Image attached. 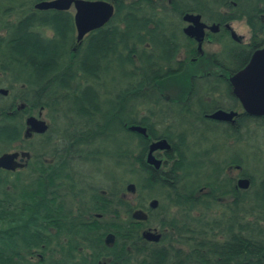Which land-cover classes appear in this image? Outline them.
Wrapping results in <instances>:
<instances>
[{
    "label": "trees",
    "instance_id": "16d2710c",
    "mask_svg": "<svg viewBox=\"0 0 264 264\" xmlns=\"http://www.w3.org/2000/svg\"><path fill=\"white\" fill-rule=\"evenodd\" d=\"M41 1L0 0V89L9 91L0 94V156L31 154L20 172L0 169V264H264V178L257 183L246 171L241 151L219 158L221 144L200 134L222 128L227 140L243 143V133L264 131V118L244 114L226 127L209 121L210 110L228 107L218 97L205 107L204 97L217 92L213 78L199 92L180 76L202 57L183 32L186 14L222 27L213 39L223 50L209 58L228 76L264 46V0H106L115 4L113 18L80 43L73 12L36 10ZM240 20L251 31L243 46L224 29ZM224 95L235 100L229 82ZM41 110L63 128L26 139V118ZM131 126L147 128L149 137ZM163 139L172 149L155 170L149 146ZM104 162L107 184L93 195L66 186L70 170L89 163L102 174ZM239 178L250 179L248 190L237 187ZM129 183L137 187L132 199ZM69 195L82 201L79 217L103 215L113 247L94 223L63 224ZM146 197L159 201L156 210ZM138 209L146 221L133 218ZM155 218L159 243L142 236Z\"/></svg>",
    "mask_w": 264,
    "mask_h": 264
},
{
    "label": "water",
    "instance_id": "95a60500",
    "mask_svg": "<svg viewBox=\"0 0 264 264\" xmlns=\"http://www.w3.org/2000/svg\"><path fill=\"white\" fill-rule=\"evenodd\" d=\"M39 11H74V22L77 33V41L80 43L84 38L107 25L115 14V4L106 0H44L38 2L35 6ZM184 22L189 25L184 28V34L201 43L205 37V29L208 27L202 22V16L196 14H186ZM230 28V26H228ZM212 31H218L220 27L213 25L210 27ZM232 37L235 41H240L241 37L232 32ZM201 46V45H200ZM230 83L233 87L235 97L241 102L244 112L253 118H264V48L256 51L249 65L242 71L232 75ZM0 94L8 96L7 89H0ZM19 110L25 109V105H21ZM42 113L39 116H28L26 118L25 138L29 139L34 134L44 135L48 132L49 126L42 118ZM237 112H227L218 110L210 116L212 120L223 123H235ZM130 131L136 132L148 138L147 128L142 126H131ZM171 144L163 139L154 141L149 146L147 155V163L155 170H160L163 166V161L155 156L158 151H171ZM29 152H7L0 156V169L5 171H16L26 166L25 160L30 159ZM251 186V181L248 178L238 180L237 187L242 190H248ZM137 190L136 184L129 183L127 191L130 194H135ZM159 206V201L153 199L149 207L156 210ZM133 218L137 221H146L148 214L141 209L133 212ZM143 238L151 243H159L162 235L157 230H147L142 234ZM116 238L114 234H109L106 237L105 244L108 247L115 245Z\"/></svg>",
    "mask_w": 264,
    "mask_h": 264
},
{
    "label": "flooded vegetation",
    "instance_id": "af4514ba",
    "mask_svg": "<svg viewBox=\"0 0 264 264\" xmlns=\"http://www.w3.org/2000/svg\"><path fill=\"white\" fill-rule=\"evenodd\" d=\"M202 22H204L208 27L205 29V37H204V39H203V41L201 43H199L196 40V38H191V37H188L187 35H185L187 38L191 39L195 43V45H196V52H195V54L196 55H199V56H202V57H201L200 60H196V58H193L192 59V63L193 62L195 63V65H194L195 68H193L194 71L192 73L191 72L190 73H183L180 76H184L183 79L185 81H187V82L189 81L191 85L193 83H194V85H197L198 84L200 88L197 89V90L199 92H202L203 86L205 85L206 81L209 79L207 76L212 77L213 78L212 83H213L214 89L217 90V92H215L211 96H207L206 95L204 97V101L206 102V104L204 103L205 107L206 108H209L213 104H216V102L214 101L213 98H217L218 97L219 98L218 100H220V101H218V104H220V106H225V107L228 106L227 108H224V109L223 108H220L218 110H224V111H227V112H237L239 115L236 117L235 123H223V122H218V121L212 120L210 118V116L212 114H214L216 111H218L217 109L210 110V112L211 111L212 112L209 113V114H207V115L205 114L204 116L209 121H213V122L222 124L223 127H226V126H235L236 124H238V121H239L240 117L242 115L246 114L244 112V108H243L241 102L235 97L234 92H233V87H232V85L230 83L231 76L232 75H235L236 73L235 74L234 73L233 74L230 73V74H228V76H226V74L220 68H218L219 69V72H215L213 74H211V72H205V68L207 67V63L206 62H208L210 60L208 58H205L206 57L207 50L204 48V45H205V43L206 44H210V45H215L216 47L218 45H220V44H218L213 39V37H214L213 35L220 34L223 31V29L220 26V29L218 31H212L210 29V27H212L211 26L212 23H208V21H205L203 18H202ZM188 25L189 24L186 23L185 26H184V28L187 27ZM228 26H230V28H228ZM224 29H226L227 34L237 44H241V45L242 44L243 45L248 44L249 41H250V39H251V37H250L249 41H245V39L242 36H240L241 37L240 41H235L233 39V37H232V32L234 31L233 28H232V24H226L225 27H224ZM183 32H184V30H183ZM217 48H218V51H214L212 53H217V52H220V51L223 50V46L222 45H220V47L218 46ZM263 48H264V46L261 49H263ZM180 58L182 60V59L185 58V56L183 54H181V57ZM197 61H199V62H197ZM249 63L245 67H247L249 65ZM196 69L199 71L198 73H197V70ZM227 82L230 83V86L232 88V95L235 97V100L234 101L227 100V96L224 95V92H226V83ZM165 96H168V98H170L173 102H177L178 103L179 100H180V99H175V98L172 99L173 97L171 95H169V94H165ZM31 116H34V115H31ZM191 119H192V121L197 120V115L195 114V116L193 118H191ZM48 126L50 127L49 123H48ZM35 135H37V134H34L33 136H35ZM31 138H29V139H31ZM12 152H14V151H12ZM19 152H23V151H19ZM166 152L167 151H158V152L155 153V156L158 159H161L163 161V164H164V153H166ZM80 157L81 156L74 157L73 159L74 160H77L76 158H80ZM30 159H31V157H30ZM30 159L25 160L26 166L28 165V161ZM69 164H71V163H69ZM73 164L76 166V163L75 162ZM86 165L94 166V165H91L89 163H87ZM26 166L24 168H22V169H17L16 171H13V173L20 172L21 170H24L26 168ZM70 171L73 174V178L72 179H69V181L68 180H65L66 186H67V183L68 182H74L77 187H80V188H83L84 187L91 195H93V193L96 190H99V188H100L99 187V179H100V176L101 175L104 176L103 175L104 173L99 174V171H97V170H95V172L93 171L92 173H85L83 167L81 168V170H79V169L76 168V169L70 170ZM9 172H12V171H9ZM104 180H105V178H104ZM105 184H107V182H105L103 185H105ZM105 192L106 191H104V193ZM90 194H88L87 196L89 197ZM106 195H107V193H106ZM78 200H79L78 197L76 199H73L71 195L66 196L65 202L62 204L63 205V207H62L63 208V211L66 214L65 218L62 219L63 220V224H65V225L68 226V224H72L73 223V224H75L77 226V225H81L83 223V221L88 222V224H91V225H94L95 224L93 227H91V229H95L96 230L95 232L97 233L98 232L97 231V227H101L102 232H103V236H104V241H105L106 240V237L109 234H113V233H111V232H108L107 233L106 232L105 226L107 224H106L105 219L103 218V215L102 214H95L93 216H88L85 219H83L82 217H79L77 215L78 209H82L83 206L81 204L82 201H78ZM72 214H75V215H72ZM108 218H109V220H108L109 222L108 223H110L112 221L113 217H108ZM102 220H104V221L102 222ZM109 248H111V247H109ZM99 264H107V261L103 260V262H101Z\"/></svg>",
    "mask_w": 264,
    "mask_h": 264
},
{
    "label": "rangeland",
    "instance_id": "374dc122",
    "mask_svg": "<svg viewBox=\"0 0 264 264\" xmlns=\"http://www.w3.org/2000/svg\"><path fill=\"white\" fill-rule=\"evenodd\" d=\"M72 12L74 13V11H72ZM231 24H232L233 30L239 36H242L245 39V41H249V39L251 37V31H250L249 26L246 23V20L236 21V22H233ZM213 25H216V24H213ZM213 25L211 24V26H213ZM218 46L220 47V45H218ZM217 47L215 45H210V44L205 43L204 48L207 50L205 58H208L210 60L209 55L212 54V52H214V51H218ZM206 63H207V67L205 68V72H219V70L216 69L211 64V61H208ZM190 72L191 73L193 72L192 69L188 70V73H190ZM182 79H179L178 82H181ZM183 81H185V80H183ZM109 87L112 88L113 86L109 84ZM166 93L171 94V91L166 89ZM174 95H175V93L173 94V96ZM40 113L43 114L42 118L45 119L49 123L50 127L52 126V128H53V130L51 131L52 136L56 132L61 131V129L63 128V124L60 122V120L55 124H51V121L48 119V116H47L48 115L47 111H42V110L39 112H35L33 115L38 117ZM59 129H60V131H57ZM251 130H252V128H251ZM257 131L258 132L256 133L255 137L252 136L253 134L249 135L248 131L243 133V136H244L243 143L235 142L233 139L227 140L228 139L227 133H225L224 130H222V128H220L216 133H211V132L201 130L200 134L205 135L210 140L209 145L216 144V143L221 144V149L217 155L219 158L229 157V156L234 155L237 152L241 151L242 155L245 156V158L247 159L245 161L246 171L249 174L253 175L255 177L257 183H259L264 178V131H260L259 129ZM247 136H248V138H247ZM54 144L57 146L58 143H54ZM107 165L108 164L106 162L104 163V165H101L102 169H104L103 173L107 172ZM95 167L96 166L84 165V167H83L84 172L85 173H92L93 171L95 172V170H96ZM239 173H240L239 170H233L231 172V175L238 176ZM240 179H242V178H239L238 180H240ZM105 182H106V180H104V176L101 175L100 179H99V186H103V184ZM131 195L132 194H130L129 198L132 199ZM146 198H147V201L144 203L148 204V206H149L150 202L153 199L148 198V197H146ZM137 203H138V201H137ZM152 224L154 226L151 227V230L152 231L157 230L158 233H160L161 231L158 229L157 218H155L154 223H152Z\"/></svg>",
    "mask_w": 264,
    "mask_h": 264
}]
</instances>
